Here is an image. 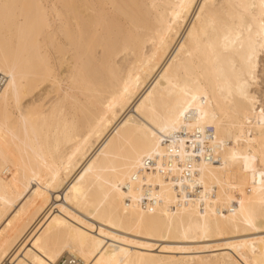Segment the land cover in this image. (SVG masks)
<instances>
[{
    "label": "bare ground",
    "instance_id": "obj_1",
    "mask_svg": "<svg viewBox=\"0 0 264 264\" xmlns=\"http://www.w3.org/2000/svg\"><path fill=\"white\" fill-rule=\"evenodd\" d=\"M5 3L0 69L15 66L25 100L37 96L22 102L23 120L0 103L3 260H47L39 240L55 264H264L260 194L241 196V173L222 166L227 149L214 151L209 138L231 147L228 134L239 132L246 57L229 28L243 15L257 38L260 0ZM200 4L209 7L197 20ZM192 93L207 97L210 122L165 138L155 122L174 118ZM153 131L162 155L147 154Z\"/></svg>",
    "mask_w": 264,
    "mask_h": 264
},
{
    "label": "snow or ice",
    "instance_id": "obj_2",
    "mask_svg": "<svg viewBox=\"0 0 264 264\" xmlns=\"http://www.w3.org/2000/svg\"><path fill=\"white\" fill-rule=\"evenodd\" d=\"M3 8L5 14L7 10L12 7L5 3L0 5ZM182 9L190 7V5L181 4ZM209 6L206 4H200V12L196 13L197 20L201 18L205 9ZM236 8L247 11L255 7V5H236ZM260 22L259 30L254 38L252 34V24L245 25L244 16L238 17L239 24L235 25V28H229L231 39L230 45L235 47L239 46V49L244 53L246 57L244 59V67L241 69L242 78L244 83L238 85L236 89V96L239 100V124H232V128H239L238 133H229L228 138L231 140V147H228L224 138L216 140L214 136L209 138L213 140V150L219 151L220 149H227L222 160L223 167L234 166L242 175V183L239 185L241 189V196L245 195L246 190H250L252 193L260 194V204L264 206V95L256 96L251 94L247 88L250 83L264 82V0H260ZM250 14V13H249ZM179 13L173 15V19L179 16ZM251 15V14H250ZM255 17H253L254 19ZM195 29V24L193 25ZM189 35H192L190 30ZM183 48V45H181ZM259 57V60H257ZM167 72V69L165 70ZM0 75L4 79V83L0 84V103H2L5 110V114L8 113L9 108L21 113L20 118L26 119L24 114L22 102L28 96L29 86L26 84L24 78L18 75V71L15 66H6L0 69ZM185 95L189 93L185 92ZM207 97L203 99L198 97L197 94L192 93L191 98L186 100L175 113L174 118L170 121L163 123L156 121L155 126L159 129V132L164 134L165 138L171 136V133L180 130L181 126L193 127L197 132H200L205 124L210 121L208 119L209 113L205 110L204 105L207 103ZM30 114L31 108L28 109ZM254 118L257 123H254ZM185 121L192 123L186 124ZM215 121V116H212V121ZM247 127V136L244 134V128ZM217 134H219V126L217 125ZM153 146L147 153L151 156L154 153L163 154L159 152L161 136L157 135L156 131L152 134ZM234 137V138H233ZM171 151V149H169ZM235 187V186H234ZM251 199V197H250ZM241 206L243 207L244 201L241 199ZM247 222V221H246ZM102 235L103 231L101 232ZM115 238V237H114ZM34 248L39 247L48 259H40L33 257L32 264H55L54 252H49L48 248L44 247L39 240L33 245ZM89 255L95 257L100 255L99 251L89 253ZM2 264H7L6 260H3L0 256ZM87 264H92V261L85 256ZM20 264H28L27 261H20ZM95 264H104L102 259H96ZM248 264V261H245Z\"/></svg>",
    "mask_w": 264,
    "mask_h": 264
},
{
    "label": "rangeland",
    "instance_id": "obj_3",
    "mask_svg": "<svg viewBox=\"0 0 264 264\" xmlns=\"http://www.w3.org/2000/svg\"><path fill=\"white\" fill-rule=\"evenodd\" d=\"M121 58V57H120ZM119 60H120V62H122V58L121 59H117V62L119 63ZM258 85H259V89H258V91H257V93H256V96H260V95H264V82H258ZM36 94V95H35ZM34 95V97H36L37 96V91L33 94ZM34 97H32V99H34ZM30 97L29 98H27L26 100H24V102H23V105H26V104H28L31 100H32ZM30 100V101H29ZM25 103V104H24ZM192 245L194 244V246H197L198 244V246H200V245H202L200 242H198V243H195V242H193V243H191ZM190 244V245H191ZM197 244V245H196ZM157 246L159 245V244H156ZM157 246H155L152 250L153 251H155V249L157 248ZM157 250V249H156ZM199 252H201L200 254H207V253H209V250H203V251H199ZM178 254H180V253H175L174 255H178ZM182 255V254H181Z\"/></svg>",
    "mask_w": 264,
    "mask_h": 264
},
{
    "label": "built area",
    "instance_id": "obj_4",
    "mask_svg": "<svg viewBox=\"0 0 264 264\" xmlns=\"http://www.w3.org/2000/svg\"><path fill=\"white\" fill-rule=\"evenodd\" d=\"M210 130V129H209Z\"/></svg>",
    "mask_w": 264,
    "mask_h": 264
}]
</instances>
